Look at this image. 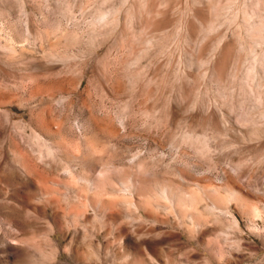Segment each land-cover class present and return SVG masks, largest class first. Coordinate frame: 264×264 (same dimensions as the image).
<instances>
[{"label":"clouds","instance_id":"obj_1","mask_svg":"<svg viewBox=\"0 0 264 264\" xmlns=\"http://www.w3.org/2000/svg\"><path fill=\"white\" fill-rule=\"evenodd\" d=\"M174 2L175 22L159 32L142 23L148 0H41L35 35L26 22L19 33L28 53L22 62L0 46V77H20L0 84V113L11 104L19 117L0 120V164L11 157L0 182L8 186L5 199L16 202L11 212L0 210V249H19V264H136L125 237L88 247L63 225L73 206L102 189L122 193L125 215L139 217V225L159 228L156 217L170 218L164 226L175 223L188 242L206 243L210 226L226 218L231 235L219 242L247 264L257 258L244 245L264 246V219L258 223L254 212L264 207V0H198L195 11L196 0H183V10ZM101 48L108 50L107 74L123 91L92 104L119 132L103 153L86 156L61 141L62 133L83 145L82 134L92 132L83 97L56 90L69 101L61 115L75 114L79 124L65 119L57 133L40 115L44 105L55 110L54 97L31 92L36 74L59 67L46 61L68 57L83 70L99 65ZM25 163L55 172L59 187L45 191L24 175ZM70 173L71 180L60 179ZM231 192L240 198L230 199Z\"/></svg>","mask_w":264,"mask_h":264},{"label":"rangeland","instance_id":"obj_2","mask_svg":"<svg viewBox=\"0 0 264 264\" xmlns=\"http://www.w3.org/2000/svg\"><path fill=\"white\" fill-rule=\"evenodd\" d=\"M181 10H183V0H180ZM198 6V0L193 5V11ZM175 2L172 0H148V7L145 9V15L142 23H151L155 31L163 32L167 27H171L175 22L172 9ZM41 0H4L0 3V46L8 50L10 58L19 60L27 56L26 46L21 48L19 33L23 30V23L26 22L29 31L35 35L34 22L41 12ZM151 17V20L149 18ZM14 42V43H13ZM107 48H101L96 52V56L100 58L99 65L85 67L80 69L79 65L73 63L68 57H57L50 59L46 63L59 64V67L49 68L45 72L36 74L38 83L33 87L31 95L48 96L55 99V110L51 104L44 105L40 109V115L47 122L49 128L57 133H61V128L65 119H69L77 127L76 115H61L64 113L65 106L69 103L64 97L54 96L57 89L67 93L72 91L78 96H82L83 106L87 109L88 120L91 122L92 132L85 131L82 135L85 143L82 145L76 139L64 136L61 133V141L65 147L74 153L81 152L82 148L86 156L93 154H101L105 151V141L110 136L118 134L119 129L115 126L113 120L108 116L100 115L99 110L93 107L92 101L97 97H103L105 94L110 99H115L123 91L122 85L113 80L106 72V61L108 59L106 53ZM29 78H33L31 75ZM13 79H20L18 75L9 74L6 78L0 77V84L7 87ZM9 99H11L9 97ZM104 105H100L102 109ZM19 119L15 113L14 106L6 105L3 113H0V120L7 123L9 120ZM21 123L26 122L20 121ZM38 147H43L39 141H35ZM11 160L9 156L4 164H0V181L7 175V164ZM18 167V165H13ZM67 170V169H66ZM24 175L40 185L47 192H54L59 187V182L53 186L52 177L55 172L44 173L28 163L24 165ZM246 174V173H245ZM242 178V177H241ZM63 180H71L72 175L61 177ZM210 178H206L201 183L207 184ZM236 187L241 191L250 193L251 189L248 185L241 184L239 181L233 180ZM8 186L0 182V210L11 212L16 207L14 200H6ZM230 199H239V192H231ZM122 193L111 189H102L98 191L92 200L82 198V202L73 206L71 215L64 222V227L68 230L69 237L75 232L79 233L78 243L88 247L95 245H103L108 248L118 245L119 241L125 237V244L137 254L136 264H204L207 260L209 264H247L244 257L234 256L231 250H226L223 243L218 238L222 235L226 241L231 235V226L226 218H221L219 224L210 226L207 241L204 244L188 242L186 234L178 231L177 225L173 223L171 228L165 227L170 218L156 217L160 224L159 228L139 225V217L133 215H125L127 204L123 203ZM138 200V198H136ZM255 200V197L251 198ZM54 203L58 200L52 197ZM264 203V201H260ZM61 215H65V209L60 206ZM257 222L264 219V207H256L254 209ZM145 220H150L151 215L140 214ZM240 220L239 214L235 217ZM139 225V226H137ZM71 226V227H69ZM221 226L223 231L221 230ZM240 228L244 231L243 222ZM244 239H249L245 236ZM251 239L255 240V237ZM249 252L258 254L253 264H264V246L255 240V246L245 244ZM211 249L213 256H208V250ZM81 251H86V247H82ZM20 250L15 246L7 245L4 249H0V264H19Z\"/></svg>","mask_w":264,"mask_h":264},{"label":"bare ground","instance_id":"obj_3","mask_svg":"<svg viewBox=\"0 0 264 264\" xmlns=\"http://www.w3.org/2000/svg\"><path fill=\"white\" fill-rule=\"evenodd\" d=\"M74 153V152H73Z\"/></svg>","mask_w":264,"mask_h":264}]
</instances>
